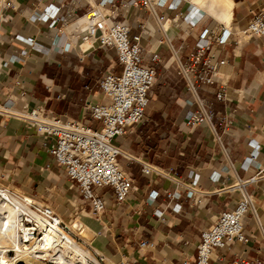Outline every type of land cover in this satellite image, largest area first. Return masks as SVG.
<instances>
[{"label": "crops", "instance_id": "obj_1", "mask_svg": "<svg viewBox=\"0 0 264 264\" xmlns=\"http://www.w3.org/2000/svg\"><path fill=\"white\" fill-rule=\"evenodd\" d=\"M37 1L14 0L24 11L22 15L0 9L1 14L9 16L1 25L0 57L10 59L0 75V95L11 93L30 108L42 106L48 115L97 128L99 122L89 117L85 105L106 102L97 81L106 72L119 71L114 66L115 51L111 46L100 48L96 44L85 50L82 41L72 37L70 27L60 23L53 27L30 23L28 14ZM230 1L227 17L210 0H188L182 9L191 6L204 17L194 27L180 19L178 26L170 25L160 32L146 14L136 21V12L128 20L130 37L139 36L146 52L144 61L154 66L156 81L144 121L115 138V144L127 156L119 158V164L133 179V191L124 203L116 204L112 191L101 189L105 211L82 223L93 233L90 246L105 263L124 259L134 264H193L200 231L209 227L218 213L234 205L235 195L226 187L236 178L246 179L255 173L252 166L245 167L247 145L254 141L258 158L264 156V37L237 34L225 44H210L204 57L210 65L223 64L210 81L194 79L192 90L175 63H190L201 29L241 31L252 13L264 9V0ZM49 3L41 0L38 8ZM80 6L78 15L87 9L84 0ZM153 55L156 60L150 61ZM196 68L203 66L198 64ZM221 88L225 96L218 100L216 94ZM195 98L204 99L210 106L212 127L205 121L193 128L186 125L188 114L198 110L195 102L190 103ZM220 116H226V124L216 120ZM210 171L218 175L212 184ZM0 180L11 191L27 194L55 213L62 212L68 198L77 194L64 170L39 145L34 130L16 119L0 121ZM150 191L157 192L154 204L147 200ZM248 191L256 217L249 214L246 219V241L235 243L222 253L221 260L210 264H264V180ZM168 193L174 195L169 197ZM155 210H161L162 220ZM140 242L149 246L138 248Z\"/></svg>", "mask_w": 264, "mask_h": 264}, {"label": "built area", "instance_id": "obj_2", "mask_svg": "<svg viewBox=\"0 0 264 264\" xmlns=\"http://www.w3.org/2000/svg\"><path fill=\"white\" fill-rule=\"evenodd\" d=\"M36 6L29 12L30 23H48L50 27L60 23L61 26L70 27L72 37L82 42H89L85 50L98 47H113L115 51V64L118 72H106L97 81V89L106 100L104 103H86L85 109L92 120L99 122V127L92 128L81 121L67 119L57 115H48L44 107L30 108L21 97L7 94L0 95V121L16 119L24 123L27 128L33 129L39 137V145L47 149L59 167L64 170L66 177L73 182L78 197V208L81 213L88 212L95 218L106 209V199L99 191L109 188L116 204L124 203L133 191V179L124 171L119 158H127L123 151L115 144L117 136L132 131L145 119V109L149 103V93L156 81L154 66L144 61L146 54L139 43V36L130 37V19L136 12V21L143 14L156 23L158 30L164 32L168 26H178L180 19L190 27L204 21L203 15L195 13L191 6L183 10L188 0H84L87 6L84 13L78 15L81 9V0H49L50 3L38 8ZM190 5V4H189ZM0 9H12L22 15L24 11L15 5L14 0H0ZM138 11H140L138 13ZM89 17L82 21V19ZM121 18V19H118ZM9 20L8 15L0 13V30L3 22ZM98 31L95 36L94 33ZM241 35L244 38L261 39L264 37V9L252 13L245 29L241 31L231 29L221 30L219 33L208 28L201 29L196 41V51L189 64L175 61L178 70L186 81L190 90L193 89L194 79L210 81L215 71L223 64L210 65L204 57L205 50L212 44H225L230 36ZM19 37H15L18 40ZM31 43L32 41H26ZM153 55L150 61H155ZM10 59L2 60L0 57V75L8 67ZM201 64L202 69L196 66ZM20 87L19 83H15ZM3 84L0 82V89ZM23 96V93L20 94ZM224 90L216 94L218 100L224 99ZM21 101V105H18ZM196 103L198 110L189 113L186 125L190 128L205 121L212 127L210 106L204 99L195 98L190 103ZM222 124L227 123L226 116L216 119ZM248 154L245 167L252 166L255 173L246 179L236 178L234 183L226 187V191L235 195L233 207L218 213L209 227L200 231L199 241L196 245L193 264H210L221 260L222 253L231 249L235 243H244L246 219L249 214L255 216L253 197L248 188L254 183L264 180V156L258 158V144L254 141L247 145ZM149 172L148 167H143ZM210 184L218 180L216 172L209 173ZM4 186L0 183V199L4 197ZM9 195H16L8 190ZM190 194V193H189ZM169 194L168 196H172ZM157 192L150 191L147 200L155 203ZM36 209L35 205H31ZM40 209L52 220L57 214L48 205H41ZM154 213L162 220L161 210ZM26 226L31 223L25 218ZM65 226L63 222L60 223ZM81 229L80 225L78 226ZM260 232V228L258 226ZM37 235V232H36ZM95 256L90 264H134L128 260L116 263H105L104 257L86 244ZM264 240V237H263ZM146 242H140L138 248H147ZM258 264V262L254 263Z\"/></svg>", "mask_w": 264, "mask_h": 264}, {"label": "bare ground", "instance_id": "obj_3", "mask_svg": "<svg viewBox=\"0 0 264 264\" xmlns=\"http://www.w3.org/2000/svg\"><path fill=\"white\" fill-rule=\"evenodd\" d=\"M210 2L229 17L230 0H210ZM88 17L89 15H86L82 21ZM97 34L98 31L94 33L95 36ZM88 44L82 42L81 45L86 48ZM4 187L6 199H0V264H41L42 260H50L55 264H90L95 259V256L83 249L64 230L67 226L60 224L63 221L58 215L52 220L40 209L43 204H38L25 195L17 197L9 195L7 193L9 189ZM31 205H35L36 209ZM24 217L29 218L31 226L23 223ZM78 226V223H74L70 229ZM36 232L40 235H36ZM87 234L89 235V233L85 235ZM8 252L13 253V257L6 258ZM95 252L97 253V250Z\"/></svg>", "mask_w": 264, "mask_h": 264}, {"label": "rangeland", "instance_id": "obj_4", "mask_svg": "<svg viewBox=\"0 0 264 264\" xmlns=\"http://www.w3.org/2000/svg\"><path fill=\"white\" fill-rule=\"evenodd\" d=\"M116 62V60H115ZM115 68H117V66H115ZM0 183L2 185H4L2 183V181L0 180ZM6 186V185H4ZM9 190H11L12 188L9 186H6ZM14 193L16 194L14 197H17L18 195H25L28 196L27 194L24 193H20L19 191L13 189ZM30 198V196H28ZM38 204H41L40 202H37ZM54 207V206H53ZM78 208V197L77 194L73 195L71 197L68 198V200L65 202L64 207H61V211L62 212H56V214H58L59 216H61V220L63 221V223L67 226V229H64L66 232H68L70 234V236L85 250H87L88 252H90V254L92 256H94V253L85 245H83L78 238H80L81 240H83L86 244H88L89 246L91 245V240L93 237V233L91 231H89L90 229L86 226H84L82 223H89L90 221L94 220L95 218L92 217V215L88 212V210H86L85 212L81 213L79 211ZM63 214V215H61ZM26 219H29L27 217H24L23 221H25ZM74 223H78L81 227V229L78 230V228H72L70 229V226ZM32 223H29L28 225L31 226ZM83 229V230H82ZM39 231V230H38ZM41 233V231H40ZM86 233H89V235L87 234V236L85 235ZM38 235V232H37ZM40 235V234H39ZM38 235V236H39ZM37 236V237H38ZM86 236V237H85ZM96 250V249H94ZM6 258H11L13 257V253H6L5 255ZM88 263V260H87ZM41 264H55L52 263L50 260H42ZM89 264V263H88Z\"/></svg>", "mask_w": 264, "mask_h": 264}]
</instances>
